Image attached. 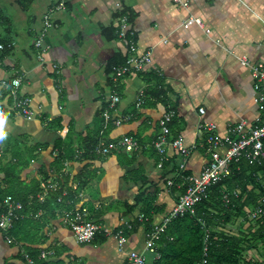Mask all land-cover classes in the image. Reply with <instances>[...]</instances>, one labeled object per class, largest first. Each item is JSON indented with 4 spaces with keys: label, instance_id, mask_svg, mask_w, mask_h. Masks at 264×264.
Instances as JSON below:
<instances>
[{
    "label": "crops",
    "instance_id": "obj_1",
    "mask_svg": "<svg viewBox=\"0 0 264 264\" xmlns=\"http://www.w3.org/2000/svg\"><path fill=\"white\" fill-rule=\"evenodd\" d=\"M8 1L9 8L16 5L22 12L18 14L23 21L21 26L13 27L1 5L4 1L0 0V11L6 18L0 19V38L14 41L12 48L0 57V92L7 89L3 80L11 78L16 70H23L26 78L22 91L31 99L33 115L28 118L16 112L10 116L8 112L13 109L7 93L1 94L0 136L7 131L23 145L44 144L38 149L37 158L22 171L21 178L29 180L34 175L42 183L40 169L48 170L49 179L61 174L62 185L70 193L80 195L76 202L87 206L93 219L114 230L122 228L127 242L120 248L110 236L101 244L77 243L61 219V210L69 209L70 204L55 203L45 220L42 210L29 211L36 214L34 219L38 222L37 228L30 227L34 234L29 242H17L13 237L8 241L7 234L0 230V264H29L24 253L29 254L33 264H125L126 251L141 249L148 230L142 223L130 231L139 221L136 215L144 212L143 205L137 204L127 213L125 205L133 204L136 194L144 190L145 198L152 199L154 209H159L151 211L158 219L172 208L180 191L177 185L184 175L198 173L209 158L204 150L202 124L212 122L216 132L224 137L238 121L254 119L251 72L242 64L241 57L251 61L264 59V0H180L187 2L186 6L173 0H66L64 11L55 12L52 19L57 30L64 20L72 21L79 36L71 43L66 39L55 42L50 36L45 42L44 62L38 59L33 44L40 24L28 9L40 5L44 12L54 0H32L26 10L21 8L20 0ZM124 6L135 14L130 24L138 50L151 51V62L145 71L125 76L117 84L120 100L116 112L129 114L130 120L119 126L110 123L102 130L101 109L107 105L111 89L105 64L114 53L123 50L117 38L108 40L101 30L118 24L114 14ZM189 16L200 17L202 26L184 27L182 23ZM82 30L89 42H97L102 59L98 65L104 74L103 83L96 84L90 101L80 98L79 90L75 95L69 87H63V79L77 69L79 51L91 46ZM51 63L55 64L53 72ZM146 74L161 78L165 92L159 97L145 94V102L138 107V92L147 93L158 86L155 79L145 80ZM200 106L205 109L203 114L198 112ZM170 108L176 110V116L169 124V140L180 135L187 153L180 156L168 145V156L159 166L152 141L160 133L158 118ZM68 133L71 158L64 156L60 169L50 167L58 151L53 147L55 141ZM88 134H98V142L110 144L108 154L86 152ZM123 134L145 146L133 152L124 151L116 145ZM66 144L61 143L62 147ZM118 158L130 162L120 164ZM42 249L53 254L41 259Z\"/></svg>",
    "mask_w": 264,
    "mask_h": 264
},
{
    "label": "built area",
    "instance_id": "obj_2",
    "mask_svg": "<svg viewBox=\"0 0 264 264\" xmlns=\"http://www.w3.org/2000/svg\"><path fill=\"white\" fill-rule=\"evenodd\" d=\"M174 2L186 6L187 2L180 0H173ZM66 0H54L48 6L41 17L42 25L37 30L33 44L38 51V59L45 61L44 54L47 45L45 37L50 28H56L57 23L52 19L55 12L65 9ZM183 26L191 25L202 26L203 22L200 17L189 16L183 21ZM135 31L130 22H128L125 15L118 19L117 40L121 43L122 50L126 54V60L123 64L111 67L109 79L111 82L110 97L107 105L101 109L102 130L108 124L119 126L124 122L130 120L129 114L119 115L116 112L115 106L120 100L119 93L116 89L118 82L125 76L134 75L138 72L146 70V67L151 62V51L145 50L139 52L138 44L134 40ZM14 45V41H0V50L10 49ZM243 65L250 69L252 77V89L254 91V103L256 106V113L254 119L249 122L242 119L235 123L227 130V134L222 137L216 130L212 122H204L202 128L205 131V138L203 140L205 150L209 154V158L198 173H189L184 175L183 181L177 186L180 188L179 193L174 201L172 208L163 213L158 219L152 215V220L147 231L144 233V241L141 249H129L126 251L125 264H155L156 259L159 258V253L156 250L157 241L167 229L168 224L172 219L183 216L186 213H193L194 207L197 203L208 197L209 189L222 178L227 177L232 172V164L244 159L251 166L264 165V59L251 61L249 58L241 57ZM51 70H55V64L51 63ZM26 74L23 70H16L15 74L8 79L2 81L8 92L7 98H12L11 108L16 110L20 115L30 118L33 115L31 109V99L22 91V86L25 81ZM146 95L144 91H139L136 97L135 105L141 106L145 102ZM204 107H198L199 114H203ZM176 116L175 109H169L162 113L158 118L160 126V133L154 141L152 146L159 155V166L167 158L166 147L171 145L174 152L180 156H185L187 148L182 143V137L178 135L173 140H169L170 129L169 124ZM116 145L121 146L126 152H133L145 145L139 143L130 135L123 134L117 141ZM110 144L98 142L94 145L92 152L97 155H106L110 151ZM181 168L185 165L180 164ZM261 187L264 189V168L260 167L255 174ZM42 191L37 194L40 201L49 193H58L55 197L57 203H69V209L61 210V219L64 225L69 229L75 241L79 244L88 243L94 239L97 234H103L106 237H114L118 247L123 248L127 242V237L123 233L122 228L116 230L111 229L107 225L93 219L90 216V211L87 206L82 203H77L76 198L80 197L77 193H70L65 187L62 188L61 174H55L48 180L40 182ZM250 189V187H248ZM241 190L233 189L227 190L225 185H222L221 199L224 204H228L232 197H239ZM23 204L20 200L7 194L0 200V230L8 231L13 227L15 221L26 218H35L36 214L30 212H22ZM264 216V195L257 201L256 205L245 208L242 218L248 221L259 220ZM136 218L141 222L148 221V216L140 212ZM201 225L204 228L205 222L199 218ZM127 224V223H126ZM129 226V225H128ZM210 231L204 228L203 235V255L206 256L209 244ZM7 240L12 241V238L7 235ZM150 254V257L147 256ZM53 254V251H42L39 253V258H47ZM29 264L34 261L28 253H24ZM202 262H206L203 259Z\"/></svg>",
    "mask_w": 264,
    "mask_h": 264
},
{
    "label": "trees",
    "instance_id": "obj_3",
    "mask_svg": "<svg viewBox=\"0 0 264 264\" xmlns=\"http://www.w3.org/2000/svg\"><path fill=\"white\" fill-rule=\"evenodd\" d=\"M31 1L20 0L21 8L26 10ZM123 15L127 17L128 22L133 23L135 14L125 6L122 11L115 13L114 17L119 19ZM0 19H6L1 11ZM117 29L118 24L109 25L101 31L108 40H111L117 38ZM1 40L5 43L7 42V39L0 38ZM134 40H137L136 34ZM9 50H0V57L4 56ZM125 60V52L114 53L107 60L104 71L106 74L110 73L111 67L123 64ZM144 78L147 81L155 79L158 84L157 87L152 88L147 93L144 92V94L147 96L155 95L156 97L164 94L165 90L161 78L153 74H146ZM1 92L0 95L4 96L8 90L1 89ZM7 100H9L8 104L11 105L12 98L8 97ZM16 112L13 109L8 114L14 116ZM41 122H43V119ZM107 131L108 129L103 131V133L106 134ZM88 137L85 144L86 152H92L94 145L98 143V134L97 137L95 135L92 137V135L88 134ZM65 141L67 146L62 147L61 143ZM70 141L69 133L63 139L58 138L55 141L53 147H56L58 151L50 167L60 169L62 158L64 156L71 158L72 144ZM43 146L44 144L23 145L20 139L12 137L7 131L2 132L0 136V200L9 194L22 202V212L28 213L32 210L35 213L38 210H42L43 219L45 220V217L49 214L48 210L52 208L53 204L57 203L55 197L58 193H49L40 201L37 197V194L42 191L40 180L34 175L29 180L21 178L22 171L37 158L38 149ZM5 153L8 154L6 159ZM133 156L132 153L131 159ZM118 162L123 164L130 161L118 158ZM260 167L264 168V165L251 166L244 159L233 163L232 172L210 187L208 197L196 204L193 213H186L181 217L172 219L157 241L156 250L159 253V258L156 259L155 264H264V255H261L259 250L256 249L259 242H264V216L259 220L253 221V225L250 224L247 230L240 231L239 229L234 231L226 228V225H229L232 221H237L245 208L256 205L259 198L264 195V189L255 177ZM40 171L42 172V178L48 180V170L40 169ZM139 177L143 183L146 182L144 177ZM233 183L240 185L241 194L239 197H232L228 204H224L221 199L222 185L228 187ZM62 188L64 189L65 186ZM137 204L143 205V213L148 216V221L144 222L146 229H148L152 220L151 211L159 209H154L155 206L153 207L152 205V199L145 198L144 190L136 194L133 204L125 205L126 213L134 210ZM199 218L205 222V227L210 231L206 256L203 255L202 251L205 227H202ZM142 223L141 221H136L130 231H135L137 226ZM37 224L38 222L34 218H21L15 221L13 227L4 232V234L13 237L14 241L17 242H29L34 234L30 227L37 228ZM213 226H218V229L212 230ZM124 232L126 233V231ZM106 238L103 234H97L91 241L95 244H101ZM11 244H14V242ZM247 249L250 251L254 249L261 260L254 258V255ZM32 254L35 255L34 253ZM203 259H206L205 263L202 262Z\"/></svg>",
    "mask_w": 264,
    "mask_h": 264
},
{
    "label": "rangeland",
    "instance_id": "obj_4",
    "mask_svg": "<svg viewBox=\"0 0 264 264\" xmlns=\"http://www.w3.org/2000/svg\"><path fill=\"white\" fill-rule=\"evenodd\" d=\"M3 1L4 2H2L1 5L3 6V10H5V12L9 14L13 27H15L16 24L18 26H21L23 18H19V14H21L22 12L16 8V5H13L14 8H12V9L9 8L8 3H7V2H9L8 0H3ZM4 7L6 9H4ZM9 10H11V11H9ZM28 11H29V13L32 11L33 13H31V14H35L36 22H37V24H40V26H39V29H40V27L42 25L41 17L43 16V11H41L40 5L31 6L28 9ZM62 11H64V10H62ZM23 14L28 16V13H23ZM71 23H72V21H70V20H64L62 27L59 28L58 30H57V28H50L47 31L45 42L49 39L50 36H52V38H53V40H55V42H56V39H59L62 41H65V39H66L67 42L71 43L72 40H75L76 37L79 36L78 35L79 29L77 27L72 26ZM88 30L89 29L87 28V31ZM84 34L85 33L82 30L83 37H84ZM86 36L88 37V35H86ZM86 36L84 37V39L86 38L85 41H86V43H88L90 41V39H88ZM89 45H91V46L88 50H87V48L84 49V47H82V49L79 51V54L77 55L78 64L75 63L76 64L75 66L77 67V69H75V71L71 70L69 72V78L63 79V80H65V81H63L64 82L63 87H69L72 90V92L75 93V95H76V92L79 90V92H80L79 97L90 101V98L95 93L96 84L101 85L103 83L104 74H103L102 69L98 65V63L102 59H101V54L99 55L100 50H99L97 42L94 41L93 44L91 42H89ZM51 71L53 72V70H51ZM56 81H57V79H56ZM54 82H55V80H54ZM6 158H8V154L5 153V159ZM239 186L240 185H238V184L236 185L235 183H233L232 185H229L227 187V190L232 191L233 189L240 188ZM214 211H216V210H214ZM252 222L253 221H248L247 219L242 218V215H241V216H239V218L237 219L236 222L232 221L231 224L226 225V228L227 229H233L234 231L239 230V229H240V231L241 230H247L250 227L249 226L250 224L253 225ZM215 229L217 230L218 226H213L212 230H215ZM256 249L259 250V253L261 255H264V242H259ZM247 250H249V249H247ZM250 253L254 255V258L259 259V256H258V254H256V251L254 249H251ZM259 260H261V259H259Z\"/></svg>",
    "mask_w": 264,
    "mask_h": 264
},
{
    "label": "bare ground",
    "instance_id": "obj_5",
    "mask_svg": "<svg viewBox=\"0 0 264 264\" xmlns=\"http://www.w3.org/2000/svg\"><path fill=\"white\" fill-rule=\"evenodd\" d=\"M55 75V74H54ZM171 109V108H170ZM231 224V223H230ZM133 231V230H132ZM119 250V249H118Z\"/></svg>",
    "mask_w": 264,
    "mask_h": 264
}]
</instances>
